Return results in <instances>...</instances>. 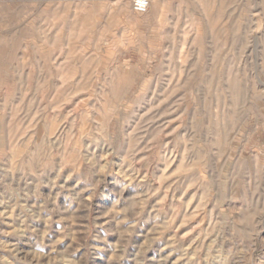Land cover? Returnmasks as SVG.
I'll use <instances>...</instances> for the list:
<instances>
[{"label": "rangeland", "instance_id": "rangeland-1", "mask_svg": "<svg viewBox=\"0 0 264 264\" xmlns=\"http://www.w3.org/2000/svg\"><path fill=\"white\" fill-rule=\"evenodd\" d=\"M0 0V264H264V0Z\"/></svg>", "mask_w": 264, "mask_h": 264}, {"label": "built area", "instance_id": "built-area-1", "mask_svg": "<svg viewBox=\"0 0 264 264\" xmlns=\"http://www.w3.org/2000/svg\"><path fill=\"white\" fill-rule=\"evenodd\" d=\"M150 5L149 0H132L131 9L137 14L146 13Z\"/></svg>", "mask_w": 264, "mask_h": 264}]
</instances>
